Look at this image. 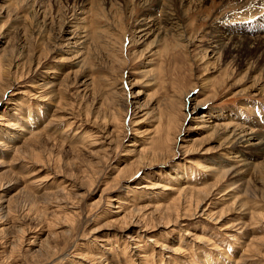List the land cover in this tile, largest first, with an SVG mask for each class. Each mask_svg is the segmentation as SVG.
<instances>
[{"label":"rangeland","instance_id":"1","mask_svg":"<svg viewBox=\"0 0 264 264\" xmlns=\"http://www.w3.org/2000/svg\"><path fill=\"white\" fill-rule=\"evenodd\" d=\"M255 1L0 0V264H264Z\"/></svg>","mask_w":264,"mask_h":264},{"label":"bare ground","instance_id":"2","mask_svg":"<svg viewBox=\"0 0 264 264\" xmlns=\"http://www.w3.org/2000/svg\"><path fill=\"white\" fill-rule=\"evenodd\" d=\"M173 1V0H172ZM264 2V0H256L255 2H253V4L255 5H261L262 3ZM235 3V2H234ZM237 3V2H236ZM245 7V6H244ZM247 7V6H246ZM97 15V14H96ZM165 18L164 19H162L161 21H159L158 20V23L160 24L161 23V28H164V27H166V26H168L169 27V29L171 30V31H174V33H178V30H180L179 28H178V23L176 22V19L172 16V17H169V16H164ZM226 18H228V17H226ZM222 19V18H221ZM226 21V20H225ZM151 23V22H150ZM67 24V23H66ZM229 24H231V23H229ZM70 23L67 25V28H69L70 27ZM76 25V24H75ZM228 25V24H227ZM66 26V25H65ZM77 26V25H76ZM222 26V25H221ZM226 26V25H225ZM233 26V25H232ZM257 26V27H256ZM75 27V26H74ZM216 27V26H215ZM71 28V27H70ZM79 28V27H78ZM78 28H76V29H78ZM161 28H155V22L152 20V26H150V28L148 29V30H146V31H153V33L154 32H156V31H160L159 29H161ZM222 29H224L225 31H228V32H233V33H237L238 31L237 30H242L244 27H242V28H232V27H221ZM221 28H219V29H221ZM250 28H252V30L251 31H261L260 30V27H259V24H252V27H250ZM75 29V28H74ZM81 30H84V31H86L87 30V28H86V26H84V28H80ZM106 29V28H105ZM75 31V30H74ZM77 31V30H76ZM75 31V32H76ZM84 31H82V32H84ZM221 31V30H220ZM101 32V31H100ZM109 32V31H108ZM162 32V31H161ZM62 33H63V31H62ZM68 33V32H67ZM79 33V32H78ZM240 33V32H239ZM252 33V32H251ZM258 33V32H257ZM158 34V33H157ZM212 34V33H211ZM227 34V33H226ZM72 35V34H71ZM79 35H81V34H79ZM180 35V34H179ZM214 35V34H213ZM212 35V36H213ZM218 35V34H217ZM235 34H233V36H234ZM237 35V34H236ZM243 35V34H242ZM245 35V34H244ZM154 36V35H153ZM254 37L252 38V37H250V41L249 42H247L246 43V46L249 48V49H255V55H257L258 53H259V51H258V49L260 48V49H263L262 51H264V42H262V41H257L256 39H262V38H264L263 36L264 35H262V36H256V35H253ZM75 37V36H74ZM73 37V38H74ZM76 38V37H75ZM80 38H84V36L83 37H80ZM232 38H234V37H232ZM231 38V39H232ZM244 38V37H243ZM77 39H79V38H77ZM229 39V38H228ZM260 39V40H261ZM74 40V39H73ZM158 40V39H157ZM226 40V39H225ZM77 41H79V40H77ZM76 41V42H77ZM81 41V40H80ZM228 41V40H227ZM76 42H74L73 44H75ZM85 42V41H84ZM155 43V42H154ZM190 43V42H189ZM211 43V42H210ZM79 44H81V43H78V44H76V45H79ZM219 44V43H218ZM73 46V45H72ZM80 46V45H79ZM218 46V45H217ZM239 45L237 44V42H235V41H233V42H227L226 44H224V45H220L219 47H229L232 51H235L236 50V48L238 47ZM75 47V46H74ZM236 47V48H235ZM238 49V48H237ZM210 54H213L214 56H216L217 55V57H219L218 56V54H219V52H220V48H218V47H211V49H210ZM222 52V51H221ZM234 53V52H233ZM261 54V53H260ZM262 55V54H261ZM259 57V56H258ZM82 58V57H81ZM220 58V57H219ZM77 60V59H76ZM218 60V59H217ZM80 61H82L81 59H80ZM218 62V61H217ZM75 63H77V62H75ZM81 63V62H80ZM213 63V62H212ZM218 64H219V62H218ZM81 65V64H80ZM77 66V65H76ZM250 70V69H249ZM1 78V77H0ZM53 81V80H52ZM253 82V81H252ZM48 83H46V84H44L43 85V87H46V86H48L47 85ZM49 85H50V83H49ZM46 89V88H45ZM252 89V88H251ZM53 91V90H52ZM51 91V92H52ZM201 117H204L203 115L201 116ZM206 117V116H205ZM225 117V114L224 113H219V114H216L215 115V120L214 121H216L215 123L213 122V123H211L210 125H208L207 123H206V125L208 126L207 128L208 129H212V130H214V128H216V130H217V127L218 128H220V130L222 131V134H224L225 135V138L228 140V145H231V146H236V147H239L240 148V146L241 145H246V147H249V146H257V148H259V150H264V138L262 137V138H259L258 137V135H256V134H253L254 132V130L252 131L253 133H251V132H245V130L243 131L242 130V128L240 129V130H242V131H240V130H238V129H236L235 128V126H233L232 124L231 125H229V123L228 124H226V123H223V124H219V123H217V121L218 122H220L221 120L220 119H222V118H224ZM208 118V117H207ZM198 119V118H197ZM200 120V119H199ZM206 120V119H205ZM237 120V119H236ZM54 122V121H53ZM202 122H203V120H202ZM206 122V121H205ZM196 123V122H195ZM233 123V122H232ZM238 124V123H237ZM201 127H202V125H201ZM204 127H206V126H204ZM238 127V126H237ZM239 128V127H238ZM204 130H205V128H204ZM215 130V131H216ZM219 130V129H218ZM219 130V131H220ZM209 131V130H208ZM218 131V132H219ZM204 132V131H203ZM207 132V131H206ZM257 132V131H256ZM168 133V132H167ZM166 133V134H167ZM210 133H211V131H210ZM221 133V132H220ZM169 135V134H168ZM170 136H172V135H170ZM218 136V135H217ZM220 138H224L223 136L221 137L220 136ZM224 138V139H225ZM257 140V143L256 144H254V145H249V143L252 141V142H254V141H256ZM167 144V143H166ZM28 145V144H27ZM224 147V146H223ZM235 148V147H234ZM146 150V149H145ZM139 151V150H138ZM141 152V151H140ZM259 152H261V151H259ZM134 153V152H133ZM185 153H188V152H186L185 151ZM260 154H262V153H260ZM140 156H141V154H140ZM236 156H238V155H236ZM261 157H263V156H261ZM144 158V157H143ZM237 158V157H236ZM239 158V157H238ZM222 159V158H221ZM139 160V159H138ZM141 160V159H140ZM194 162V161H193ZM195 163V162H194ZM198 163V162H197ZM231 163H232V161H231ZM234 163V162H233ZM236 163H237V165L239 166V168H240V170L239 171H237L236 173L237 174H239V172H240V174H241V172L243 173V172H245L246 170H248L249 168H251L250 166L251 165H248L247 163H246V160L245 159H237V161H236ZM200 165V164H199ZM216 166H221L220 165V162L218 163V164H216ZM255 166V165H254ZM231 168H233V166H230V169ZM239 168H236V170L237 169H239ZM207 169V168H206ZM230 169H225V170H223V175H227L228 173H229V170ZM232 171V170H231ZM234 171V170H233ZM174 173V172H173ZM246 173H248L247 171H246ZM239 174V175H240ZM250 174V173H249ZM2 175V174H1ZM238 175V176H239ZM220 176H222V175H220ZM245 176V175H244ZM236 177V176H235ZM249 177V176H248ZM224 178H225V176H224ZM214 179H216V178H214ZM221 179V178H220ZM241 179V178H240ZM17 180V179H16ZM25 180V179H24ZM217 180V179H216ZM215 180V181H216ZM161 181V180H160ZM223 180H221V182H222ZM31 182V181H30ZM152 182V181H151ZM158 182V181H157ZM20 183V182H19ZM148 183H150V182H148ZM220 183V182H219ZM9 184V183H8ZM40 184V183H39ZM247 184V183H246ZM30 186L32 185V186H35V184L34 183H30L29 184ZM37 185V184H36ZM150 185H155V184H153V183H150ZM28 186V185H27ZM156 186V185H155ZM215 186V185H214ZM64 187V186H63ZM62 187V188H63ZM163 187V186H162ZM205 187V186H204ZM210 187V186H209ZM36 188V187H35ZM62 188H57V191L58 192H64L63 190H62ZM198 188V187H197ZM200 188H202V187H200ZM149 189V188H148ZM151 189V188H150ZM185 189V188H184ZM195 189V188H194ZM212 189V188H211ZM11 190V189H10ZM37 190V189H36ZM164 190V189H163ZM167 191V190H166ZM175 191H178V193H179V195L181 196H183V199H185L186 200V198L188 197L187 196V193L185 192V191H182V190H179V189H175ZM187 191V190H186ZM198 191V190H197ZM196 191V192H197ZM207 191V190H206ZM188 192V191H187ZM190 193V192H189ZM194 193V192H193ZM201 193V192H200ZM153 194V193H152ZM204 194V193H203ZM73 195V194H72ZM150 195V194H149ZM207 195V194H206ZM138 196V195H137ZM136 197V196H135ZM140 197V196H139ZM182 198V197H181ZM175 199V198H174ZM191 199V198H190ZM192 199H194V198H192ZM191 199V200H192ZM173 200V199H172ZM176 200V199H175ZM202 200V199H201ZM205 200V199H204ZM180 201V200H179ZM133 202V201H132ZM188 202V201H187ZM191 202V201H190ZM199 202H201V201H199ZM185 203V202H184ZM69 204V203H68ZM176 204V203H175ZM178 204H180V203H178ZM178 204H177V206H178ZM196 204V203H195ZM199 204V203H198ZM123 205V204H122ZM191 205V204H190ZM176 206V207H177ZM180 206H181V204H180ZM184 206V205H183ZM185 206H187V205H185ZM198 206V205H197ZM175 207V206H174ZM199 207V206H198ZM178 208V207H177ZM162 209V208H161ZM138 210V209H137ZM169 210V209H168ZM180 210V209H179ZM160 211V210H159ZM166 212V211H165ZM115 213V212H114ZM174 213V212H173ZM220 213V212H219ZM159 214H160V212H159ZM213 214V213H212ZM211 214V215H212ZM164 215H166V214H164ZM171 215H172V213H171ZM177 215V214H176ZM179 215V214H178ZM214 215H217V214H214ZM169 217V216H168ZM177 217H179V216H177ZM220 217H222V216H220ZM219 218V217H218ZM161 219V218H160ZM176 220H177V218H176ZM169 221V220H168ZM142 223V222H141ZM129 224V223H128ZM151 225V224H150ZM153 226H155V225H153ZM166 249V248H165ZM179 252V251H178ZM44 256V255H43Z\"/></svg>","mask_w":264,"mask_h":264}]
</instances>
